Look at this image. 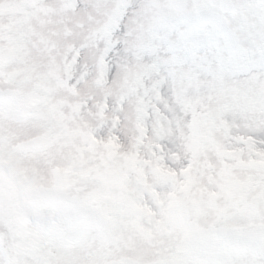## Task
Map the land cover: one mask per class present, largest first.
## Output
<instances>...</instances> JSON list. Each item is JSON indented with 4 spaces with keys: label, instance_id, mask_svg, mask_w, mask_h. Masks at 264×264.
I'll use <instances>...</instances> for the list:
<instances>
[{
    "label": "clouds",
    "instance_id": "1",
    "mask_svg": "<svg viewBox=\"0 0 264 264\" xmlns=\"http://www.w3.org/2000/svg\"><path fill=\"white\" fill-rule=\"evenodd\" d=\"M72 12L71 78L52 76L62 122L40 97L25 119L0 116V264H264V195L201 192L215 144L189 147L186 128L193 111L206 127L228 111L224 142L245 148L248 93L264 91V0H80ZM154 63L163 83L145 78L146 92ZM193 67L198 80L181 79ZM171 173L194 191L158 223L138 209H155Z\"/></svg>",
    "mask_w": 264,
    "mask_h": 264
},
{
    "label": "snow or ice",
    "instance_id": "2",
    "mask_svg": "<svg viewBox=\"0 0 264 264\" xmlns=\"http://www.w3.org/2000/svg\"><path fill=\"white\" fill-rule=\"evenodd\" d=\"M87 2L99 3L100 0H87ZM129 2L130 0H124L125 7ZM75 7L73 0H48L37 6V11L52 10L73 21L72 10ZM71 27L69 25L67 28L57 29L53 34L48 35L47 45L40 49L39 55L33 47L32 39L25 35L23 29H17L15 33L10 34L8 40L0 39V116L27 118V113L34 105V97H40L45 102L50 101L49 107L56 104L59 86L52 79L53 72L55 71L61 79L65 72L68 73L69 78L72 74V69L61 67L62 50ZM146 68L148 71L141 78V86L146 92L148 91V87L144 85L146 78L152 81L151 88L158 90L163 80L153 79V77L160 75V64L154 63ZM171 71L176 72V69L173 68ZM179 75L181 79L197 81L199 74L193 67L181 70ZM248 94L251 115L249 116L246 110L243 116L247 131L235 137L246 150L230 148L224 142L225 137L231 138L233 135L227 120L228 111L218 112L211 120V126L208 127L202 120V114L193 111L192 120L186 125L189 147L197 143L203 144L205 142L203 137H207L215 144L212 154L203 153L206 157L204 163L212 169V175L209 178L211 186L205 185L201 188V192L208 197L243 195L246 190L249 194L264 195V191L259 186L264 184V110L256 112L257 107L264 105V91L258 87H250ZM61 112L63 109L52 107L49 119L53 129L62 122L59 119ZM64 115L66 116L67 113ZM220 124L227 129L226 133L221 134ZM36 135H51V133L44 129ZM162 139H164L163 126L157 135V140ZM170 175L174 178L171 189L162 196L154 194L155 209H138L139 212L146 213L158 223L178 220L183 212L184 197L191 195L194 191L191 178L179 181L175 179V173ZM246 185L251 187L246 189Z\"/></svg>",
    "mask_w": 264,
    "mask_h": 264
},
{
    "label": "rangeland",
    "instance_id": "3",
    "mask_svg": "<svg viewBox=\"0 0 264 264\" xmlns=\"http://www.w3.org/2000/svg\"><path fill=\"white\" fill-rule=\"evenodd\" d=\"M48 0H0V39L8 40L10 34L23 29L33 41L37 54L47 45V36L57 29L67 28L71 20L52 10L37 11V6ZM80 0H73L76 4Z\"/></svg>",
    "mask_w": 264,
    "mask_h": 264
}]
</instances>
